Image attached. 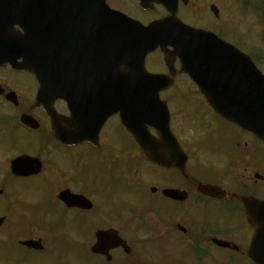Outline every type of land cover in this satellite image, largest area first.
<instances>
[{
  "label": "flooded vegetation",
  "instance_id": "af4514ba",
  "mask_svg": "<svg viewBox=\"0 0 264 264\" xmlns=\"http://www.w3.org/2000/svg\"><path fill=\"white\" fill-rule=\"evenodd\" d=\"M126 1L107 3L143 23L168 16L159 3L137 9ZM223 3L226 10L248 4L168 0L184 23L225 39L210 28L221 20ZM138 11L147 17L137 16ZM202 18L210 24L196 22ZM80 20V14L64 15L51 25L43 36L41 61L20 64L15 46L8 49L7 61L0 57V264H255L250 252L264 255V222L249 224L245 204L264 201L263 142L193 94L195 85L180 73L175 58L172 85L160 97L186 162L176 168L146 160L121 121L129 115L128 104L106 88L115 80L98 71L90 31L81 30ZM14 43L9 37V46ZM6 50L0 41V53ZM145 63L153 72L168 74L159 50ZM187 87L191 96L185 94ZM176 114L191 121L193 143L186 144L176 131ZM150 132L164 149L158 157L176 162V149L162 145L154 129ZM258 214L263 220L264 211ZM12 216H17L14 222ZM102 232L111 238L96 252ZM253 241L263 244L258 248ZM218 254L229 258L220 260Z\"/></svg>",
  "mask_w": 264,
  "mask_h": 264
},
{
  "label": "water",
  "instance_id": "95a60500",
  "mask_svg": "<svg viewBox=\"0 0 264 264\" xmlns=\"http://www.w3.org/2000/svg\"><path fill=\"white\" fill-rule=\"evenodd\" d=\"M91 1L89 4L86 0L79 6L71 0V6L80 7L86 15L91 9V14L97 15L96 23L90 29L91 37L88 34L87 38L97 43L98 56H103L98 63L107 62L105 56L108 52L119 53L124 49L130 62L132 59L135 63L126 75L128 80L114 87H123V94L129 96L131 104H139V112L136 110L125 126L144 145L147 159L156 160V148L146 125L158 126L162 137L174 141L169 134L168 115L163 117L156 109V103L160 102L159 91L167 87L168 77L148 73L144 67L146 54L158 46L166 54L167 65L170 56L166 47L172 46L171 55L179 57L181 71L197 84L216 112L264 142V75L247 55L216 35L184 25L177 19L166 18L145 26L110 9L106 0ZM150 1L139 0L140 6L147 8ZM62 4V0H0V39L5 38L9 43V34L17 26L22 33L15 37L16 56L22 57V62L26 63L29 54L27 38L32 37L31 57L35 59L29 58L27 62L41 61L43 45L40 34L49 28L46 23L57 22ZM84 30L89 31V27ZM207 57L212 61H207ZM177 149L179 151L178 146ZM256 208L263 212L264 203H256ZM246 212L249 222H259L251 205H247ZM258 264H264V260Z\"/></svg>",
  "mask_w": 264,
  "mask_h": 264
},
{
  "label": "rangeland",
  "instance_id": "374dc122",
  "mask_svg": "<svg viewBox=\"0 0 264 264\" xmlns=\"http://www.w3.org/2000/svg\"><path fill=\"white\" fill-rule=\"evenodd\" d=\"M245 1L247 2L253 1L254 4L257 6V12L253 11L254 6H250V5L245 8L242 5H240L239 9H237L238 7H236L235 5H231L230 6L231 9L228 8L230 10H226L227 5L223 3L221 20L219 22L215 21L216 23L212 22L210 28L225 33V35L228 38L234 40L237 43L240 50H243L248 55L254 57L256 54V59L258 60V64L260 65L259 68L264 72V0H245ZM126 3L128 4L129 7H132L133 3L135 4L133 0H127ZM199 6H202V9L206 10L203 3H200ZM136 14L141 18L147 17L145 16L146 14H141L140 11H138V13ZM186 18H188V15L184 18L185 21H188ZM192 19L195 20L196 17ZM196 22L201 25L210 24L209 20H207L206 18H202L201 21H196ZM189 88L190 87H187V89L185 90L186 96H191L192 94L189 91ZM193 110L194 108L191 107L188 110V112H191ZM185 117L188 116H185L184 114L180 116L176 114V117L173 116L176 131L179 134H181L179 136L183 140H186L185 141L186 144L193 143L196 138V133L192 134L193 128L190 125L191 121ZM216 141L218 144H223V139H217ZM195 142H200V140L198 139ZM18 185L19 183H16L15 186L16 189H18ZM27 194L29 197L33 199H37L39 195V194H34L32 192H28ZM45 207L47 210H50L52 206L51 204H45ZM211 215L214 216V214ZM16 219L17 216L16 218L12 216L13 222ZM38 234L39 232L36 231V236ZM2 253L3 251L0 250V255ZM217 257L220 260L229 258L228 256H220V254H218ZM241 263L248 264L247 262L244 261H241ZM229 264H238V263H229Z\"/></svg>",
  "mask_w": 264,
  "mask_h": 264
}]
</instances>
